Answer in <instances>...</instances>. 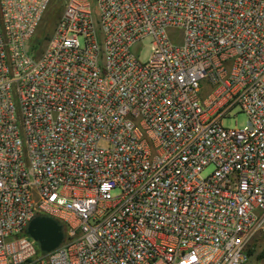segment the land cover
I'll use <instances>...</instances> for the list:
<instances>
[{"label":"built area","instance_id":"2783aa9c","mask_svg":"<svg viewBox=\"0 0 264 264\" xmlns=\"http://www.w3.org/2000/svg\"><path fill=\"white\" fill-rule=\"evenodd\" d=\"M52 1L0 0V264H244L264 229V0H66L33 48ZM237 106L248 124L225 127ZM37 216L63 225L55 250Z\"/></svg>","mask_w":264,"mask_h":264},{"label":"rangeland","instance_id":"374dc122","mask_svg":"<svg viewBox=\"0 0 264 264\" xmlns=\"http://www.w3.org/2000/svg\"><path fill=\"white\" fill-rule=\"evenodd\" d=\"M93 7H95L96 0H92ZM62 11V7L58 5L57 0H54V3L47 14V18L43 22V29L45 32L52 30L54 25V20L57 16H60V12ZM53 24V25H52ZM180 31H176V38H178V34ZM172 37H175L174 33H171ZM134 50L139 55L141 61H147L151 51H152V43L151 38H146L142 43L136 45ZM203 91H207V85L205 82H202ZM248 114L241 109L240 106L235 107L230 114L222 119V123L225 127L228 128H242L248 124ZM213 171V167L210 166L204 171V175H207ZM253 246H256V253L251 255L248 260L244 264H262L261 260H258L257 254L261 251L262 247H264V229L256 236L254 240Z\"/></svg>","mask_w":264,"mask_h":264},{"label":"water","instance_id":"95a60500","mask_svg":"<svg viewBox=\"0 0 264 264\" xmlns=\"http://www.w3.org/2000/svg\"><path fill=\"white\" fill-rule=\"evenodd\" d=\"M27 233L38 241L41 251L55 250L64 240L63 225L51 216H37L29 224Z\"/></svg>","mask_w":264,"mask_h":264},{"label":"trees","instance_id":"16d2710c","mask_svg":"<svg viewBox=\"0 0 264 264\" xmlns=\"http://www.w3.org/2000/svg\"><path fill=\"white\" fill-rule=\"evenodd\" d=\"M57 2H58V5H59L60 7H62V10H63V7H64V4H65L66 0H57ZM53 3H54V0L52 1L51 6H50V8L48 9V11H47V13H46V15H45V17H44L43 22H44L45 19L47 18V14H48V12L50 11V9H51ZM61 12H62V11H61ZM61 12H60V14H61ZM57 19H58V16H57V18H55V20H54V24H55V22H56ZM43 22H42V24H41V26H40V29H39L38 34H37V35L34 37V39H33V42H32L33 48H36V47H37L36 44H40V43H42L44 40L48 39L49 36H50V33H51L50 31H47V32L44 31V29H43ZM52 25H53V24H52ZM53 26H54V25H53ZM255 253H256V246H253V247L249 250V255L251 256V255H254ZM257 258H258V260H261V261L264 259V247H262L261 251L257 254Z\"/></svg>","mask_w":264,"mask_h":264}]
</instances>
